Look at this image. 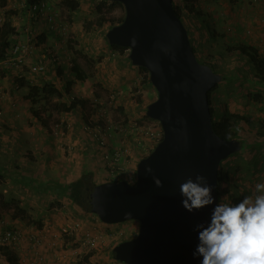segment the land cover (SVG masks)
Here are the masks:
<instances>
[{
    "label": "water",
    "instance_id": "95a60500",
    "mask_svg": "<svg viewBox=\"0 0 264 264\" xmlns=\"http://www.w3.org/2000/svg\"><path fill=\"white\" fill-rule=\"evenodd\" d=\"M125 7L124 20L106 33L110 45L129 49V58L149 72L158 97L147 106L164 136L140 159L137 180L107 181L90 188L91 212L105 224L138 222L139 231L112 249L123 264H200L194 257L196 226L207 223L214 205L188 212L179 185L197 174L213 185L219 203L221 162L240 152L241 142L213 127L209 92L223 76L197 58L189 31L173 0H108ZM135 39V45L132 40ZM152 174H146V166ZM153 175L163 182L158 188Z\"/></svg>",
    "mask_w": 264,
    "mask_h": 264
},
{
    "label": "crops",
    "instance_id": "0c3cea01",
    "mask_svg": "<svg viewBox=\"0 0 264 264\" xmlns=\"http://www.w3.org/2000/svg\"><path fill=\"white\" fill-rule=\"evenodd\" d=\"M207 1L212 0H203L199 6L202 10L205 7L204 14L200 16L187 14V21L191 26L190 35L194 34L196 39L203 43H207L206 41L209 40L214 44L211 40H215L216 35L219 38V31L218 34L217 31L214 32V36H212L209 32V26L213 24L214 28L218 30L213 19L219 15V9L217 14H213L212 11H216V8L206 5ZM214 1L224 6L223 4H226L227 0ZM83 4L94 5L96 8L102 4V1L82 0L79 7H83ZM61 5L64 7L63 4ZM226 11L227 9L224 10V13ZM17 15L24 18L25 23H27V10L19 8ZM35 22L38 23V21ZM43 22L44 24L39 22L38 25L43 26L44 34H47L45 35L46 39L43 40L39 36L32 39L33 50L27 65L9 68V75L11 73L17 76V84H13L9 78L12 75L8 76L6 80L0 77V223L5 222L18 227L26 235L31 232L44 234L47 239L68 220L78 218L84 221L96 218L95 215L85 211L68 196L70 181L80 175V171L85 167L86 162L90 167L95 166L97 170H103L100 179H96V174H94L93 181L95 183L105 182L108 173L100 164V148L95 139H90L92 136L87 131V127L84 126L86 120L84 109L78 106L69 112L56 110L53 111V116H49L48 112H41L42 118L40 120L31 113L28 88H31L36 80L40 85L47 81H53L63 94L60 99L67 103L75 97L88 98L94 92L93 96L99 103L97 117L103 121L101 108L104 104L107 105L108 100L110 103L115 101L119 112L123 113L129 122H132L133 119L143 121L148 119L145 116L147 106L157 99L158 93L151 81L149 82L150 79L145 78L146 73L131 62L129 51L113 49L108 43L109 48L103 45L100 46V50L94 52L92 59H90L93 64L92 69L83 67L89 74V78L84 82L75 81L71 71L72 62L67 61L64 56L61 58L62 52L59 50L57 51L60 58L59 62L57 64L48 63L50 68L47 73L44 76L41 75L40 79L35 78L37 76L30 73V64L37 61L46 50L49 51L50 39L51 44H54L55 41L52 36L54 34L51 33L52 27L45 20ZM19 34L20 42L28 41L27 27L24 31H19ZM222 34L225 36L226 32H222ZM56 37L58 38V35ZM233 38L238 42V38ZM96 40L102 42L103 39ZM244 89L243 94L248 87ZM113 94L116 95V98L112 101ZM60 99L53 97L50 103ZM244 105L241 107H245ZM55 116L57 119L66 120L63 134H56L53 125H51L54 121L51 119ZM103 121L97 122V124L102 125ZM107 122L105 121L103 124L105 125ZM115 135L116 133L113 132L111 137L113 142ZM138 147L143 151L141 145ZM84 156H87V160ZM263 161L264 159H261L256 164V169L260 172V178L257 177L259 182H264V172H261L264 170ZM134 162L138 161L133 159ZM81 214L83 217L80 218ZM48 243L47 239L44 247L41 248L45 263L75 264L74 261L77 258L75 253H78L80 249L70 248L71 245L64 242L58 246L57 250H53ZM61 249L65 250L62 252ZM11 251L10 253L14 254L19 261L22 260L23 264H31L30 254L32 251L30 244L26 241L21 242L17 249ZM62 254H65L66 258H61ZM83 254L88 253H82L80 257L84 256ZM0 264H11L7 261L6 252L0 255Z\"/></svg>",
    "mask_w": 264,
    "mask_h": 264
},
{
    "label": "rangeland",
    "instance_id": "374dc122",
    "mask_svg": "<svg viewBox=\"0 0 264 264\" xmlns=\"http://www.w3.org/2000/svg\"><path fill=\"white\" fill-rule=\"evenodd\" d=\"M80 2L82 3V0ZM19 3L20 0H6V6H3L4 1L0 0V17L3 18V22H0V29L7 20V17H9V15H12L11 20L16 30L18 32L25 30L27 23H25L24 18L19 17V15H17L15 12L14 14H9L8 12L9 10L16 11L18 13L19 8H15V6ZM52 3L54 5V10L57 12V26L54 29H57L56 33L58 34V38L55 39L54 44H51L52 41L50 39L48 48L52 47V49L55 48V50H59L60 52H62L61 58L65 57L67 61L73 62V60L76 59L78 63H80L82 68L86 67L89 70L92 69L93 64L90 62V59H92L91 57L94 55V52L100 50V46L105 45L104 47L107 48H109L110 46L107 45L108 41L106 40V33L108 31L109 25L101 26L99 24L101 14L98 11L97 7L94 8V5H84V3L83 7L81 6V8L79 7L78 9L72 10L66 6L62 7L61 0H52ZM225 3L226 4H223L224 6H222L219 4V2H215L214 0L206 2V5L208 4L209 6H214L216 8L217 12L213 10V14H217L219 9V15H216L213 21H215L219 32H226L225 36H219L218 41L212 44L203 43L199 41V39H196L194 34L190 35L192 45L196 47L200 45L199 50L201 52L198 53L197 51V57L199 59H201L200 57H202V60H206L208 58V54L211 56V53H214L215 58L217 60H220V64L219 66H217L218 68L214 67V69L217 70V72L222 76L224 75V77L219 83L216 90L213 91L214 96H212L213 105L216 108L217 113L222 112V106L224 104L227 105L228 108H231L233 110L239 111L243 109V107L241 106L246 102V98L244 96L246 95V93L242 94V92L245 91V86L243 85L246 83L245 80H249L248 73L252 71V69L250 68V71L249 67L247 66V56L240 54L239 51H228L227 45L238 44V46H241V44H244L255 47L264 57V0H227ZM225 9H227V11L224 13ZM79 10L81 11L78 12ZM203 12H205V7L203 9ZM102 13L114 22H118L126 15L125 7L119 2H115L114 5L108 3V5H106L102 10ZM183 20L186 23L188 30L190 31L191 26L188 23L187 18L185 17L183 18ZM40 22L44 24L43 20H40ZM36 25H38L37 22L32 23V26ZM66 25L67 27L63 28ZM36 29L38 35L34 36L33 38H38L39 36L41 37V39H43L42 36L47 35L44 34L45 32L42 25H39V27ZM233 37L238 38V42H236ZM96 39L103 40L102 42H99ZM103 41H105V44L103 43ZM199 54H201V56ZM1 68L5 71L0 73V77L3 78V80H6L8 76L12 75L9 78L11 79L13 84L17 82V76H14L11 73L9 75L8 71L9 68L12 69L11 66L3 62L2 64H0V70ZM222 69L224 70V72L221 71ZM234 77L236 79L239 78V81H241V83H239L238 80L237 82H235L236 79H234ZM238 85H240V88L242 87L240 90L238 88ZM28 90L30 92V88H28ZM93 95L94 92L91 96L84 99H88L87 105L84 108V112L86 113L84 116L87 117L85 122L87 120L91 121L92 125H94L93 123H96L94 125L96 127V125H98L97 122L100 123L103 120H99L97 117L99 103H97V100H95V96ZM223 101L225 103L221 104V106H218V103ZM55 103L56 102L49 103L48 108L50 109V106L55 105ZM101 109V112L103 113L102 119H104V121L102 122L103 126L106 125L103 124L105 123V121H112L114 125L124 126L129 122L128 119L123 116V113L119 112V108L117 107L115 101L113 103H110V101L108 100L107 105L104 104ZM257 116V119H263L264 121V110ZM51 120H54L53 124H51L53 125L54 130L58 131V133L56 134H63L64 123H66V120H63L61 118L57 119V116H55V118L52 117ZM85 125L86 127L88 126V124H84V126ZM87 131L91 134L90 130ZM114 137L115 138L113 140L115 141L113 142L112 139H110V141L116 143L120 135L116 134ZM90 139L94 138L91 137ZM254 139L255 138L253 136H250L247 143H251V141H253L252 143H254ZM133 142L136 153H139L136 154L134 152V159L139 162L140 159H142L146 155V153H143L142 149L138 147V140H133ZM142 143L145 144V141L143 140ZM96 144L98 145L97 141ZM146 144L149 147L153 146L152 141H147ZM250 149H246L243 146L240 152L231 155L224 162L225 170L229 169L231 175L236 176V178H233V180L230 182V185H233L236 188L235 191L237 192V194L242 195L243 197L246 195H251L253 193L252 188L255 189V185L259 182L258 178H260V172L256 169L257 166L254 165L255 167L251 166V168H249V166L247 165L248 161H250V159H254V164H257L261 159H264V145L262 149L255 148L257 152L255 157L254 154H251V151H249ZM252 150H254V148ZM150 152L151 150L147 153V155ZM138 162H134L133 166H138ZM100 164L104 166L101 160ZM91 169H93L94 174H96V179H100V176L103 174V170H97L95 166H93ZM261 172H264V170H262ZM79 217H83V214H81ZM34 222L37 223L38 221ZM83 222L87 227L95 229L97 232L103 234L104 240L97 249L87 252L88 254H83L84 256L82 257L75 258V264H82L84 262H88L89 264H123L111 257V250L115 245L118 244L119 241L128 240L137 235L139 231L138 222L128 221L120 224L116 223L109 225L101 223L97 219V217L94 220H84ZM4 224L6 223H0V230ZM77 244L78 243H73L70 248H76Z\"/></svg>",
    "mask_w": 264,
    "mask_h": 264
},
{
    "label": "trees",
    "instance_id": "16d2710c",
    "mask_svg": "<svg viewBox=\"0 0 264 264\" xmlns=\"http://www.w3.org/2000/svg\"><path fill=\"white\" fill-rule=\"evenodd\" d=\"M4 1V5L6 6V0ZM39 1V0H26L28 4ZM203 0H173L174 2V7L176 10V13L180 18H188L187 14H196L195 16H200L204 14L203 10L200 6V3ZM63 6H66L72 10L78 9L80 6V2L78 0H62L61 1ZM107 3H110L112 5L115 4V2H111L108 0H103L102 4L96 6L98 11L100 12V20L99 24L101 26L103 25H109L108 30L111 29L112 27L120 24L124 18L120 19L118 22H114L111 19L107 18L103 13L102 10L106 6ZM11 10V9H10ZM9 14H18L16 11H9ZM12 15H9L7 17V20L5 23L2 25V28L0 29V64H2L7 58L13 56V50L14 46L18 43H21L19 38V32L16 30L15 26L12 23ZM110 23V24H109ZM53 31L54 35H52L55 39L57 38L56 36L58 35L56 33L57 29L51 28ZM218 31L217 29L214 28V25L211 24L209 26V32L211 33L212 36H214V32ZM190 32V31H189ZM219 35H223L221 32H219ZM224 36V35H223ZM218 36H215V40H211L212 42H215L218 40ZM43 40L46 39L45 35L42 36ZM107 40V39H106ZM207 43H211L209 40L206 41ZM241 44V43H240ZM110 45V44H109ZM113 49H118L121 51L127 50L128 48L126 47H120L117 45H110ZM200 45L198 47L193 46V49L197 55L198 53L201 52L199 50ZM228 51L231 50V52L234 51H239L240 54L247 56L248 58V64L247 66L252 69L251 72L248 73V79L245 80L246 83L243 85L245 87H248L246 90L247 92L245 96L246 98V103L245 107H243L242 110H233L231 108H228L227 105H225L224 101L218 103V106H221V104H224L222 106V112L217 113L216 108L213 105V91L216 90L218 85L212 89L209 92V99H210V106H211V111H212V120H213V127L215 132L221 136L224 139L228 140H238L241 142L242 148L243 146L246 149H250L251 154H254V157L256 155V149L255 148H263L264 145V121L263 119H257L258 114L264 110V57L261 55V53L256 49L255 47H251L248 45L241 44V46H238V44H228L227 45ZM49 51L51 52H56L58 55L59 53L57 50L52 49V47H49ZM220 54V53H219ZM201 56V54H199ZM221 55V54H220ZM199 61L209 64L213 69L218 68L220 64V60H217L214 56V53H211V56L208 54V58L206 60H202V57ZM54 63L57 64V62H53L52 60L49 61L48 63ZM4 68V67H3ZM50 68V64L47 66V70ZM139 68L146 73L147 79L149 78V72L146 68L139 66ZM46 72H38L35 78L40 79L41 75H45ZM215 70V69H214ZM71 71L74 75L75 81L77 82H84L89 78V74L82 68L80 63L75 59L72 62L71 66ZM217 72V70H215ZM221 71L224 72L222 69ZM1 72H5L2 68L0 70ZM224 77V75H223ZM234 79H236L234 77ZM239 78L236 79L235 82H237ZM38 80L35 81V84L31 85L30 88V93H29V99L31 100V113L34 117L39 118L41 120V112H48L49 116H53V111H72L73 109L77 108L78 106H81L83 109L86 107L88 99L84 100L83 97L81 98H73L69 103L62 101L60 98L63 97V94L61 91L58 89L56 83L53 81H47L43 85L38 84ZM150 82V80H149ZM239 83L241 81L238 80ZM71 86V84H70ZM239 90L240 85H238ZM242 91V90H241ZM244 93V94H245ZM243 94V92H242ZM53 97H58L60 100L55 103V105L50 106L51 108H48V104L51 102V98ZM145 116L147 118H150L147 116L145 113ZM85 118H87L85 116ZM45 122V121H44ZM85 124H88V126L91 124V121H86ZM94 124V123H93ZM47 126V124L45 123ZM250 136H253L255 139L254 143L251 141V143H247L248 139ZM132 142V141H131ZM254 148V150H252ZM138 152V151H137ZM250 154V156H251ZM147 155V154H146ZM145 155V156H146ZM85 158L87 156H84ZM87 160V158H86ZM226 160L221 162L220 169H219V199L225 198L222 202H231V203H238L241 199H243L242 195L237 194L235 191V187L233 185H230V182L233 180V178H236V176L231 175V172L229 169L224 168V162ZM86 162V161H85ZM254 159H250L248 161L247 165L249 168L251 166H254ZM255 167V166H254ZM92 167L89 166V164L86 162L85 167L80 171V175H77L73 179V181H70L68 185V196L78 205H80L85 211L91 213V206H90V200H89V194H90V188L95 186L98 183H95L93 181V176L94 172ZM136 175V172H135ZM103 182V181H102ZM99 182V183H102ZM254 191V189L252 188ZM4 227L1 228V233H4L5 231L11 229H16V227L11 226L9 224H4ZM14 251V249L1 245L0 244V255L5 254L7 256V261L11 264H23L17 257L10 253L12 252L11 250ZM31 257V256H30ZM111 257H112V250H111ZM113 258V257H112ZM32 259V258H31ZM34 259V258H33ZM32 259V260H33ZM30 260V261H32ZM48 264V263H46Z\"/></svg>",
    "mask_w": 264,
    "mask_h": 264
},
{
    "label": "built area",
    "instance_id": "2783aa9c",
    "mask_svg": "<svg viewBox=\"0 0 264 264\" xmlns=\"http://www.w3.org/2000/svg\"><path fill=\"white\" fill-rule=\"evenodd\" d=\"M232 1V0H231ZM53 3L50 0H39L28 4L26 0H20V3L15 8L27 10V32L29 38L27 42H21L14 46L13 56L7 58L4 63L11 67H23L27 65V61L32 53V39L38 35L37 29L39 25L32 26L35 21L45 20L50 27L55 28L57 22V12L54 10ZM0 22L3 18L0 17ZM64 26L63 28H66ZM58 28V27H57ZM59 62L60 58L56 52L46 50L37 61L30 64V73L36 75L38 72H46L49 61ZM112 101L116 98L113 94ZM98 126V127H97ZM130 126V127H128ZM91 131V136L98 142L101 150V158L104 168L106 169L108 178L118 180L119 178L126 179L132 183L136 181L135 168L133 167L134 159V142L138 140V145H141L143 152L149 151V146L146 144L147 140L158 143L163 139L164 131L160 122L158 121H140L133 120L130 125H114L112 121H108L105 126L98 124L87 126ZM58 133L57 130H55ZM120 135L118 141L113 143L110 141L112 134ZM145 141V144L142 141ZM132 141V142H131ZM49 245L53 250H57L58 246L64 242L68 245L78 243L74 249L78 250L75 253L80 257L82 253L90 252L99 247L103 242V234L97 232L95 229L85 228L83 223L78 219L68 220L59 230L53 232L48 238ZM46 236L44 234H37L34 232L24 234V231L18 227L16 229H9L4 233L0 230V244L8 246L12 249H17L21 242L26 241L30 244L32 254H30L31 264H46L44 256L41 253V248L46 243ZM67 247V246H66ZM65 249H61L63 252ZM61 258H66L62 254ZM61 264V263H60ZM82 264H89L84 262Z\"/></svg>",
    "mask_w": 264,
    "mask_h": 264
},
{
    "label": "clouds",
    "instance_id": "9594fccd",
    "mask_svg": "<svg viewBox=\"0 0 264 264\" xmlns=\"http://www.w3.org/2000/svg\"><path fill=\"white\" fill-rule=\"evenodd\" d=\"M135 43L133 39L132 44ZM145 120L158 121L152 118ZM130 123L131 121L127 125ZM152 145L149 151H152L157 143L153 142ZM137 167L134 166L135 171ZM145 173H153L150 165L146 166ZM106 179L119 181L123 178L116 180L106 177ZM153 180L158 188L163 187V182L158 177L153 175ZM179 192L182 206L188 212L214 205L209 222L196 226L198 244L193 256L202 257L200 264H264V182H258L253 193L244 196L238 203L222 202L225 198H221L217 203L213 196V185L201 174H197L194 179L188 177L180 183ZM93 215L103 223L96 214ZM81 222L85 228H89L83 221ZM122 241L124 240L118 243Z\"/></svg>",
    "mask_w": 264,
    "mask_h": 264
}]
</instances>
